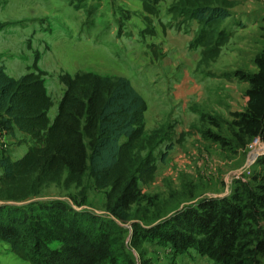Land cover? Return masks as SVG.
<instances>
[{"label":"trees","instance_id":"obj_1","mask_svg":"<svg viewBox=\"0 0 264 264\" xmlns=\"http://www.w3.org/2000/svg\"><path fill=\"white\" fill-rule=\"evenodd\" d=\"M158 1L143 0L144 9L155 13ZM173 1L170 11L184 22H198L189 47H199L203 61L216 58L228 38L220 26L230 15L228 0ZM31 66L15 78L0 64V123L31 140L21 157L0 156V240L30 264H133L131 248L170 232L167 220L145 229L134 217L138 209L131 211L142 195L139 182L153 179L157 158L152 152L164 142L167 127L146 134L147 103L130 80L92 71L59 75L64 88L50 119L54 101L36 57ZM170 147L160 151L159 161H165ZM85 176L106 191L104 217L58 198L38 201L46 184L80 187ZM242 189L231 208L209 201L202 211L192 206V220L189 215L180 219L200 243L197 249L220 264H256L257 250L264 249V227L253 225L256 193L246 185ZM127 225L132 228L129 241ZM200 232L205 233L201 239ZM53 242L59 247H50Z\"/></svg>","mask_w":264,"mask_h":264},{"label":"rangeland","instance_id":"obj_2","mask_svg":"<svg viewBox=\"0 0 264 264\" xmlns=\"http://www.w3.org/2000/svg\"><path fill=\"white\" fill-rule=\"evenodd\" d=\"M146 1L151 3L153 0ZM173 4V0H159L154 6L156 12L148 13L143 0H0V21L3 23L0 28V60H13V73L24 74L32 69L36 57L37 67L43 71L45 88L54 101L49 111L50 119L56 114L63 92L64 87L58 78L63 73L73 75L78 71H92L100 75L124 76L146 102H150L148 100L155 94L153 99L160 98V91L170 92V78H177L181 68L163 64L164 52L161 53L157 45L164 38L166 27L173 31L168 34L166 43L177 42L174 33H178L184 21L182 16L178 18L169 10ZM184 25L187 26V23ZM153 56L154 61L151 59ZM0 64L4 65L3 62ZM145 120L146 134L165 126L167 131L162 136L166 138L152 152L157 158V173L151 181L139 182L142 195L131 206V211L138 209L134 217L145 229H154L155 224L167 220L170 232H166L165 237L149 238L131 248L128 253L133 258V264H178V256L188 252L198 264H220L207 253H200L208 256L200 259L196 252L200 243L195 240L190 228L188 230L180 223L183 221L180 219L187 215L192 220L190 202L195 194L194 186L190 184L195 179L186 174L176 177L161 172L167 162L158 160L159 153L166 144L173 143L172 128L168 125L170 123L173 127L178 120L172 122L164 115V122L159 125L149 113ZM153 123L158 125L154 127ZM22 136L19 132L18 137ZM26 136H23L25 142ZM28 141L31 144L29 138ZM28 143L27 146L30 145ZM259 176L264 181V172H260ZM207 184L202 180L203 186ZM105 192L95 188L92 179L85 176L80 187L46 184L37 199L66 200L77 210L84 209L97 217H104ZM182 206H185L184 209H181ZM124 232L125 239L129 241L130 225L125 227ZM184 237L189 241L185 242ZM59 245V242H53L50 247L58 248ZM257 252L256 264H264V249ZM0 264L30 263L14 254L9 245L0 240Z\"/></svg>","mask_w":264,"mask_h":264},{"label":"crops","instance_id":"obj_3","mask_svg":"<svg viewBox=\"0 0 264 264\" xmlns=\"http://www.w3.org/2000/svg\"><path fill=\"white\" fill-rule=\"evenodd\" d=\"M228 2L230 15L220 22L228 38L216 58L203 61L199 47H188L197 32V20H186L187 26L182 22L181 29L174 33L175 44L166 43L173 32L166 27L164 40L157 44L164 52L161 62L181 68L177 78H170V92L160 91V98L153 99L155 94L146 102V116L151 114L159 125L164 115L172 122L178 120L173 127L168 125L173 143L169 142L167 164L161 172L195 179L190 184L195 194L190 203L196 210L202 211L209 201L231 208L237 192L246 185L256 193L254 208L258 213L253 225L259 228L264 227V184L258 185L262 181L260 172H264V155L257 154V148L264 144V0ZM151 59L154 61V56ZM12 61L0 60L7 74L17 78L22 74L13 73ZM9 128L12 130L0 123V156L17 155V159L26 152L29 137L25 142V134L18 137L19 132ZM252 128L257 129L253 134ZM202 180L208 186H203ZM196 235L201 239L205 233ZM196 252L200 259L208 257ZM190 254L178 256V264H198Z\"/></svg>","mask_w":264,"mask_h":264},{"label":"built area","instance_id":"obj_4","mask_svg":"<svg viewBox=\"0 0 264 264\" xmlns=\"http://www.w3.org/2000/svg\"><path fill=\"white\" fill-rule=\"evenodd\" d=\"M260 141V140H259ZM257 154L258 155H264V144H261L258 148H257Z\"/></svg>","mask_w":264,"mask_h":264}]
</instances>
